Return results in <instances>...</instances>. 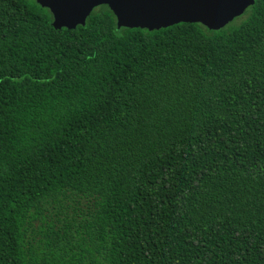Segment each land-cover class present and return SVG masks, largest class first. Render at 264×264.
Instances as JSON below:
<instances>
[{
	"label": "trees",
	"instance_id": "16d2710c",
	"mask_svg": "<svg viewBox=\"0 0 264 264\" xmlns=\"http://www.w3.org/2000/svg\"><path fill=\"white\" fill-rule=\"evenodd\" d=\"M236 19L0 0V264H264V0Z\"/></svg>",
	"mask_w": 264,
	"mask_h": 264
},
{
	"label": "water",
	"instance_id": "95a60500",
	"mask_svg": "<svg viewBox=\"0 0 264 264\" xmlns=\"http://www.w3.org/2000/svg\"><path fill=\"white\" fill-rule=\"evenodd\" d=\"M49 10L56 30L84 26L92 11L107 6L117 28L156 31L179 23H198L218 31L240 17L254 0H35Z\"/></svg>",
	"mask_w": 264,
	"mask_h": 264
},
{
	"label": "rangeland",
	"instance_id": "374dc122",
	"mask_svg": "<svg viewBox=\"0 0 264 264\" xmlns=\"http://www.w3.org/2000/svg\"><path fill=\"white\" fill-rule=\"evenodd\" d=\"M235 22L238 23V22H239V19H236V20L234 19V20L232 21V24H234Z\"/></svg>",
	"mask_w": 264,
	"mask_h": 264
}]
</instances>
